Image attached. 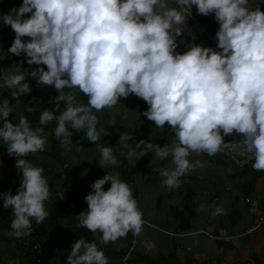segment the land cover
<instances>
[{"label": "clouds", "instance_id": "obj_1", "mask_svg": "<svg viewBox=\"0 0 264 264\" xmlns=\"http://www.w3.org/2000/svg\"><path fill=\"white\" fill-rule=\"evenodd\" d=\"M175 3L179 10L169 0H23L18 9L0 17L15 33L8 53L40 66L27 76L15 66L13 71H0V87L10 89L19 103V97L31 92L25 82L30 75L39 86H51L59 93L54 98L56 111L64 104L59 116L42 110L39 126L33 129L25 115L10 122L13 107L7 98L0 102V142L9 156L17 158L16 168L22 174L16 195L0 194L3 208L12 212V235L29 236L33 220L41 224L48 216L51 193L44 169L26 159L46 150L44 126L57 122L54 134L66 151L74 147L69 126L84 131L95 144L102 133L108 135L97 129V113L132 94L147 103L143 115L159 129L169 126L174 140L163 146L140 141L131 149L126 142L132 137L121 133L120 142H125L129 158L139 160L150 152L159 160L171 157L172 167L159 172L167 189H179L182 177L204 167L203 161H190L192 154L215 156L231 147L224 137L233 134L243 136L254 156L253 170L264 172V11L253 8L255 0ZM193 6L200 15L214 14L220 51L193 44L183 54L176 52V37L183 34L181 26ZM26 14L31 15L25 18ZM76 93L87 96L86 105L75 103ZM98 150L101 164H117L111 147ZM91 189L85 197L88 208L77 217L78 227L99 234L105 245L129 233L140 235L143 213L119 174L97 179ZM223 214L219 207L213 213ZM67 264L109 261L96 243L79 239Z\"/></svg>", "mask_w": 264, "mask_h": 264}, {"label": "crops", "instance_id": "obj_2", "mask_svg": "<svg viewBox=\"0 0 264 264\" xmlns=\"http://www.w3.org/2000/svg\"><path fill=\"white\" fill-rule=\"evenodd\" d=\"M255 2L253 8L258 6L264 11V0ZM169 5L178 9L171 0ZM181 27L183 34L176 37V52L179 54L186 52L193 44L211 48L202 30L214 34L219 24L214 14L200 15L193 6L186 23ZM26 59V57L18 59L13 66L20 68L15 71L27 76L26 72L30 73L40 66L29 65ZM13 66L4 71H13ZM43 67L47 70L46 66ZM25 82L29 83L31 92L19 97V103L11 97L10 89L0 87V102L7 98L13 107L10 122L17 123L20 115H25L35 129L39 126L42 110H53L55 115H60L64 104L61 103L60 111H56L54 98L59 93L53 87L39 86L30 75ZM75 103L86 105L87 96L76 93ZM29 107L35 111H25ZM147 109V103L132 94L126 99L121 98L116 107L97 113L99 121L97 129H103L108 135L104 136L102 133L95 144L87 140L84 131L72 130L69 126L73 133L74 145L71 151H66L55 137L54 129L57 122L54 120L44 126L46 150L29 155L26 159L33 166L44 169V176L48 182L52 175L58 176L56 180H64L59 188L61 193L68 185L64 170L73 169L74 178L81 180L82 184L90 185L88 195L92 192L91 185L94 183L91 179H95L97 174L103 171L119 174L118 167L121 163L119 159L116 157L118 162L115 166L101 164L99 147H111L115 155L123 153L128 171L136 168L142 161L143 157L139 160L135 156L128 157V149L124 148L125 142H120L121 133H128L132 137L126 142L131 149H135V144L140 141L161 146L173 142L174 136L170 127L166 125L164 129L157 128L154 122L143 115ZM0 125L2 126V122ZM76 147L80 149L77 150ZM53 148L58 155L56 160L60 162L50 157ZM148 155L150 158L144 168L136 171L129 183L138 208L143 213L144 224L140 235L133 236L129 233L125 238L105 245L101 242L99 234L91 232L94 242L98 249L105 253L109 264H264V235L260 231L245 234V231L256 223L264 209V172L253 170L252 165L245 168L236 167L227 158L226 149L211 157L206 154H192L189 157L190 161H203L204 167H197L182 177L179 189L169 190L162 185L159 172L162 168L172 167L171 157L159 160L151 152ZM38 157L42 159L40 164ZM2 158L12 160L9 156ZM6 166V163L0 161V167ZM45 166H49V171ZM110 186H105V190ZM1 207L0 202V210ZM218 207L222 208L225 214L213 215ZM6 210L10 209H4ZM67 225L72 226L69 223ZM76 229L78 230L71 228L75 232L71 235L72 242L83 239L81 230ZM6 231L8 232H4V241L0 240V264H18L21 260L16 257L13 250L18 253L17 242L21 239L11 234V226ZM215 237L228 240H216ZM10 248L12 258L7 257V250ZM70 251L66 248L57 251V255L60 256L58 260L55 259L56 254L53 250L54 256L51 261L55 259L56 264H67ZM146 259L149 262H146Z\"/></svg>", "mask_w": 264, "mask_h": 264}, {"label": "trees", "instance_id": "obj_3", "mask_svg": "<svg viewBox=\"0 0 264 264\" xmlns=\"http://www.w3.org/2000/svg\"><path fill=\"white\" fill-rule=\"evenodd\" d=\"M22 1L23 0H0V17L5 14H9L12 9H18L22 5ZM30 15L31 14H26L25 18H29ZM2 27L5 28V31L4 33L0 31V49L6 54L4 58L0 59V71H4L6 69L11 68L18 59L25 58V56H12L10 53H8V49L11 47L15 39V33L10 27L4 26L2 20H0V29ZM24 39L26 41L27 37H25ZM0 75H2V72H0ZM0 83H2V81H0ZM52 152L56 153V156H58L55 148H53ZM149 158L150 155L144 156L142 161L136 168H133L128 171V166L126 164L125 157L123 154L119 153L118 159L121 163L118 167V171L120 172L121 180L129 185V183L132 181V175L139 169H143L146 163L148 162ZM64 172L66 176L65 180L68 184L66 185L64 192L67 193L65 194L64 192H62L63 196L62 198H59L62 193L52 187L54 180L57 179L58 176L52 175L51 180L48 182L51 193L50 201L46 203V210L48 212V216L46 220L41 224H37L33 220L31 234L27 236L31 240L30 246L27 248H20L18 245L19 250L23 249V253L20 255L21 262L18 264H48L54 256L53 247L55 245H60L58 243V239L62 237H64L65 243L69 244L68 249L71 250L73 244L77 242H72L71 235L73 234L74 230L71 231V228H78V230H81L83 240H85L86 242L95 243L92 234L89 230L78 227L79 222L77 217L80 215L81 212L85 211L88 208V205L85 203V197L87 196V193L86 195L84 194L82 183H80L76 178L73 177V169H66L64 170ZM13 186L14 188L20 187V183H15L13 184ZM76 188L79 191L83 192V194L79 193L80 196L77 194L78 197H75L74 192L77 190L74 189ZM7 191H9V186H7L5 183H1L0 193H5ZM63 198H67V201H64ZM72 203L74 206H72ZM4 212H6L7 214H12L11 210H6ZM66 219H68V222L66 221L67 223L72 224L71 228L69 229L68 225L65 226V229L59 226V222L65 221ZM50 220H53L56 223H53ZM22 238L18 239L20 240ZM36 239L46 240V242L41 247V251L39 253L37 251L32 250L31 247V244ZM146 262H149V260L146 259Z\"/></svg>", "mask_w": 264, "mask_h": 264}, {"label": "rangeland", "instance_id": "obj_4", "mask_svg": "<svg viewBox=\"0 0 264 264\" xmlns=\"http://www.w3.org/2000/svg\"><path fill=\"white\" fill-rule=\"evenodd\" d=\"M21 3H23V1L21 2ZM12 6H14V5H12ZM0 31L2 32V33H4V31H5V28L4 27H2L1 29H0ZM5 52L4 51H2L1 49H0V59H2V58H4L5 57ZM58 95V94H57ZM0 127H2L1 125H0ZM114 149H116V147H114ZM42 153V152H41ZM113 153H114V155H115V152L113 151ZM60 155V154H59ZM3 156H9L8 155V153H7V148H6V145H4L2 142H0V161H3L4 163H6L7 164V166L6 167H0V184L1 183H5L7 186H9V191L12 193L13 192V195H16L17 194V192H16V189H18L19 187H15V189H14V186H13V184H15V183H20L21 182V179H22V174L18 171V169L16 168V157H12V160H9V159H7V158H2ZM117 158H118V155H115ZM9 157H11V156H9ZM50 157L52 158V160H54V161H57L56 160V158H58V156H56V153H51L50 154ZM38 160H39V164L41 163V161H42V159L41 158H39L38 157ZM57 162H60V161H57ZM51 163H53V162H51ZM64 166H66V164H64ZM46 168H47V170L49 171V166H45ZM55 170H57L56 168H55ZM108 174H111V171H103L102 173H100V174H97L94 178L95 179H91L92 180V182H95L97 179H100V178H103L105 175H108ZM111 175H115V174H111ZM119 175H120V172H119ZM120 179H121V176H120ZM79 182H82L81 180H78ZM84 182H86V181H84ZM89 182V181H88ZM62 183H63V181L61 180H56L55 179V183H53L52 184V187H56V188H58V190H59V188H60V186L62 185ZM90 183V182H89ZM86 184V183H85ZM85 184H82L83 185V192H84V194L86 195V193L87 192H89L90 191V189H89V184L87 185L86 184V186H85ZM105 186H110V182L108 183V184H106ZM104 186V187H105ZM55 188V189H56ZM15 190V191H14ZM74 190H77V191H75L74 192V196L75 197H78V195L80 196V194H83V192H81V191H79L77 188L76 189H74ZM64 192V191H63ZM78 192V193H77ZM65 194L67 193V192H64ZM80 193V194H79ZM0 194H2V193H0ZM78 194V195H77ZM60 195V194H59ZM1 201V210H0V240L1 241H4V239H3V237H4V232H8V231H6L7 229H9L10 228V226H11V219H12V214H7L6 212H4V208H3V201H2V199H0ZM64 200V199H63ZM73 206V205H72ZM11 210V209H10ZM263 211V210H262ZM261 211V212H262ZM68 219H66L65 221H62V222H59V226L61 227V228H66L65 226H67V221ZM50 221H52L53 223H56L55 221H53V220H50ZM67 221V222H66ZM2 228V229H1ZM69 228H71V227H68V229ZM71 231H73V230H71ZM74 232V231H73ZM77 232V231H76ZM75 233V232H74ZM56 248L58 249L59 248V250H56ZM63 249H64V247H62ZM61 246H58V245H55L54 247H53V250H54V252H55V259L56 258H58V260H59V258H60V256H58L57 255V251H60L61 249ZM23 250V249H22ZM21 249L20 250H18V253H15V251L13 250V253L14 254H16V257L20 260V255H18V254H22L23 253V251H22ZM56 250V251H55ZM12 249L10 248V249H8L7 250V257L8 258H12ZM16 251H17V249H16ZM15 256V255H14ZM53 260V261H51L50 263H48V264H56V260Z\"/></svg>", "mask_w": 264, "mask_h": 264}, {"label": "built area", "instance_id": "obj_5", "mask_svg": "<svg viewBox=\"0 0 264 264\" xmlns=\"http://www.w3.org/2000/svg\"><path fill=\"white\" fill-rule=\"evenodd\" d=\"M171 1L175 3V0H171ZM177 7L179 9V5H177ZM202 32L205 35L206 41L210 44L211 48L216 51H220L217 48V44H218V41L216 39L217 31L214 34H209L205 32L204 30H202ZM225 143H231L230 148H225L226 156L236 167L244 168V167H247L253 164L254 156L252 153H249L247 151V147L243 143V136L241 134H233V135L225 136ZM256 231H260L261 234L264 235V209L258 216L256 223L250 228H248L245 231V234L250 235ZM200 232L204 233L202 231ZM215 239L216 240H228V238H220V237H215ZM30 242L31 240L26 236V237H23L20 242H18V245L20 248H27L30 246ZM45 242L46 240L36 239L31 244L32 250L37 251L39 253L41 251V247L43 246ZM58 243L65 248H69V244L65 243L64 237L59 238Z\"/></svg>", "mask_w": 264, "mask_h": 264}, {"label": "water", "instance_id": "obj_6", "mask_svg": "<svg viewBox=\"0 0 264 264\" xmlns=\"http://www.w3.org/2000/svg\"><path fill=\"white\" fill-rule=\"evenodd\" d=\"M64 199V201H67V198H63ZM72 205H73V203H72ZM74 206V205H73Z\"/></svg>", "mask_w": 264, "mask_h": 264}, {"label": "bare ground", "instance_id": "obj_7", "mask_svg": "<svg viewBox=\"0 0 264 264\" xmlns=\"http://www.w3.org/2000/svg\"><path fill=\"white\" fill-rule=\"evenodd\" d=\"M219 29V28H218ZM218 29H217V31H218Z\"/></svg>", "mask_w": 264, "mask_h": 264}]
</instances>
